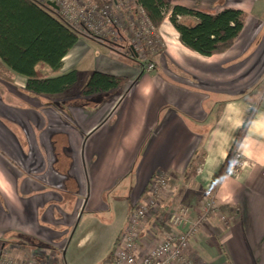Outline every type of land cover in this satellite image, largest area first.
<instances>
[{
  "label": "crops",
  "instance_id": "crops-1",
  "mask_svg": "<svg viewBox=\"0 0 264 264\" xmlns=\"http://www.w3.org/2000/svg\"><path fill=\"white\" fill-rule=\"evenodd\" d=\"M169 2L208 14L239 9L246 24L230 50L206 57L181 43L168 16L157 30L152 73L121 48L82 36L59 71L45 69L50 76L77 71V82L60 94L29 91L26 77L0 60L2 254L66 264L72 246L97 243L101 251L109 242L113 261L132 212L163 172L169 186L143 224L139 255L188 230L170 225L171 213L188 207L193 221L212 193L219 210L192 235L189 257L199 264H264V0ZM93 72L126 77L129 84L78 97ZM253 108L239 145L248 166L226 177L224 164ZM198 150L205 155L201 168L187 182Z\"/></svg>",
  "mask_w": 264,
  "mask_h": 264
},
{
  "label": "trees",
  "instance_id": "trees-1",
  "mask_svg": "<svg viewBox=\"0 0 264 264\" xmlns=\"http://www.w3.org/2000/svg\"><path fill=\"white\" fill-rule=\"evenodd\" d=\"M95 1L102 8L109 5L107 0ZM132 3L134 10L139 7L144 12L154 40H158L157 30L169 16L181 43L206 57L230 50L242 34L247 19L245 12L234 8L208 14L182 5L172 6L169 0H132ZM118 35L123 39L120 44L110 38L99 37L92 31L75 29L51 4H40L35 0H0V60L12 71L26 77L27 89L38 95L60 94L77 82L76 70L50 76L45 69L59 71L64 58L82 36L102 42L112 49L121 48L122 55L141 68L142 62L131 50L132 43H128L120 29ZM128 84L126 77L93 72L77 96L90 98ZM254 112L255 108L230 152L239 147ZM202 156H205L204 152L198 150L190 162L185 181H190L198 173ZM216 188L217 184L211 190L215 191Z\"/></svg>",
  "mask_w": 264,
  "mask_h": 264
},
{
  "label": "built area",
  "instance_id": "built-area-1",
  "mask_svg": "<svg viewBox=\"0 0 264 264\" xmlns=\"http://www.w3.org/2000/svg\"><path fill=\"white\" fill-rule=\"evenodd\" d=\"M40 4L53 1L58 6V11L65 20L78 30H89L99 37L112 33L119 37V23L111 13L110 5L100 7L95 0H35ZM118 7L123 5L115 0ZM114 3V2H113ZM143 14V11H142ZM146 18V17H145ZM106 26L108 28L106 29ZM137 57L142 62L144 73H152L156 70L152 50L157 46V40L153 39L148 30L136 33L132 40ZM151 57V58H150ZM248 166V161L239 151V147L229 153L223 168L226 177H238ZM264 177V169L262 171ZM169 182L163 172H157L150 182L149 193L146 198L136 206L129 219L128 226L122 232L116 245L113 261L115 264H199L188 255L190 240L201 226L208 221L211 215L219 210V205L212 193L205 198L203 206L195 220H191V211L188 207H182L171 213L169 223L173 227L189 226L188 230L171 235L160 240L147 253L139 255V236L143 224L158 209V200L163 191L168 189ZM0 264H47L41 263L37 258L31 261H17L0 251Z\"/></svg>",
  "mask_w": 264,
  "mask_h": 264
},
{
  "label": "rangeland",
  "instance_id": "rangeland-1",
  "mask_svg": "<svg viewBox=\"0 0 264 264\" xmlns=\"http://www.w3.org/2000/svg\"><path fill=\"white\" fill-rule=\"evenodd\" d=\"M109 5L111 6V13L116 17L118 23H119V29L122 31L124 36L128 38L130 42L135 38L136 33L143 32L148 30L150 32L149 28V23L147 19L145 18V15L142 13H136L134 10V5L132 3V0H118L119 3H123L120 7H117L114 5V0H107ZM132 16L134 18L132 19ZM108 26H106V29ZM107 38H111L113 42L118 43L117 40L113 39L116 38L117 35L115 36L114 34L110 33L106 34ZM158 44V43H157ZM157 49V46L152 50V53L155 54ZM250 59L247 60L249 62ZM236 70L231 71V75H236ZM228 75V76H229ZM249 81V80H248ZM264 83V82H262ZM264 87V84L263 86ZM214 98H223L220 97L217 94L213 95ZM109 242H107L105 245H103V248L101 251H98V244L94 243L90 245L88 248H79L75 249V246H72L67 253V260L66 264H114L112 261L111 257L108 256L107 258V253H108V247H109ZM65 264V262H64Z\"/></svg>",
  "mask_w": 264,
  "mask_h": 264
},
{
  "label": "water",
  "instance_id": "water-1",
  "mask_svg": "<svg viewBox=\"0 0 264 264\" xmlns=\"http://www.w3.org/2000/svg\"><path fill=\"white\" fill-rule=\"evenodd\" d=\"M54 8L58 9V6L56 5V3H52L51 4ZM131 50L133 51L134 55L137 57V52L134 46H131Z\"/></svg>",
  "mask_w": 264,
  "mask_h": 264
}]
</instances>
